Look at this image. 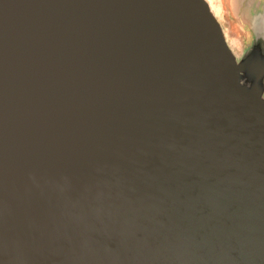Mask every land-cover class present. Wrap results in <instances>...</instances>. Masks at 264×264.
<instances>
[{
  "label": "water",
  "instance_id": "1",
  "mask_svg": "<svg viewBox=\"0 0 264 264\" xmlns=\"http://www.w3.org/2000/svg\"><path fill=\"white\" fill-rule=\"evenodd\" d=\"M206 0H0V264H264V100Z\"/></svg>",
  "mask_w": 264,
  "mask_h": 264
},
{
  "label": "rangeland",
  "instance_id": "2",
  "mask_svg": "<svg viewBox=\"0 0 264 264\" xmlns=\"http://www.w3.org/2000/svg\"><path fill=\"white\" fill-rule=\"evenodd\" d=\"M207 1V0H206ZM221 11L216 16L226 45L235 60L242 63L241 81L248 87H257L264 100V0H219ZM207 3H209L207 1ZM238 40L231 47L229 38Z\"/></svg>",
  "mask_w": 264,
  "mask_h": 264
},
{
  "label": "bare ground",
  "instance_id": "3",
  "mask_svg": "<svg viewBox=\"0 0 264 264\" xmlns=\"http://www.w3.org/2000/svg\"><path fill=\"white\" fill-rule=\"evenodd\" d=\"M209 3V5H210V7L212 8V10H213V12H214V14H216V15H218L219 16V13H220V11H221V5L219 4V0H207ZM212 12V13H213Z\"/></svg>",
  "mask_w": 264,
  "mask_h": 264
},
{
  "label": "crops",
  "instance_id": "4",
  "mask_svg": "<svg viewBox=\"0 0 264 264\" xmlns=\"http://www.w3.org/2000/svg\"><path fill=\"white\" fill-rule=\"evenodd\" d=\"M229 44L231 47H238V40L236 38H229Z\"/></svg>",
  "mask_w": 264,
  "mask_h": 264
}]
</instances>
